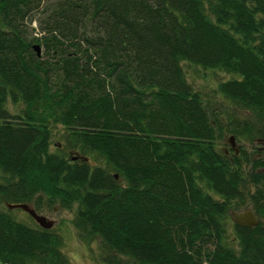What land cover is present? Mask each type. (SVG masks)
<instances>
[{"label": "trees", "instance_id": "obj_1", "mask_svg": "<svg viewBox=\"0 0 264 264\" xmlns=\"http://www.w3.org/2000/svg\"><path fill=\"white\" fill-rule=\"evenodd\" d=\"M18 202L105 264H264V0H0V264H77Z\"/></svg>", "mask_w": 264, "mask_h": 264}, {"label": "rangeland", "instance_id": "obj_2", "mask_svg": "<svg viewBox=\"0 0 264 264\" xmlns=\"http://www.w3.org/2000/svg\"><path fill=\"white\" fill-rule=\"evenodd\" d=\"M184 65L189 80L196 87H207L214 80L226 77V75L221 72L201 68L190 63H185ZM54 141H56V139H54ZM246 146L250 147V145ZM12 212L16 215V217H21L22 212L20 208H13ZM54 217L57 219L60 217V221L56 222L55 231L62 235V248L71 260L77 264H105L101 259L102 250L99 242L94 239L90 241L83 240L77 234L71 224V215L69 210L60 209L55 213Z\"/></svg>", "mask_w": 264, "mask_h": 264}, {"label": "water", "instance_id": "obj_3", "mask_svg": "<svg viewBox=\"0 0 264 264\" xmlns=\"http://www.w3.org/2000/svg\"><path fill=\"white\" fill-rule=\"evenodd\" d=\"M34 48L36 49L37 53L40 54L39 45L34 44ZM228 140L230 143H233L235 141V138L233 135H230ZM115 176L118 177L116 173ZM7 206L9 208L20 207L26 210L30 215H32L35 218L37 222H39L44 227H51L53 225L52 219H47L45 215L37 213L35 209L26 202L7 203ZM230 215L232 220H234L238 224L254 226L255 224L258 223V218L256 217L255 213L250 207L240 210H232L230 211Z\"/></svg>", "mask_w": 264, "mask_h": 264}, {"label": "flooded vegetation", "instance_id": "obj_4", "mask_svg": "<svg viewBox=\"0 0 264 264\" xmlns=\"http://www.w3.org/2000/svg\"><path fill=\"white\" fill-rule=\"evenodd\" d=\"M224 152L227 154V155H230L232 153L234 154H237L238 151H239V148H240V144L238 141H234L233 143H227L224 147ZM232 156V155H231ZM28 203V202H26ZM31 207H33L35 209V211L39 214H43L47 217V219H52L53 220V225L51 227H44L42 226L39 222H37L35 220V218L30 215L26 210L20 208V207H13L14 209L15 208H20L21 209V217L19 216L18 218L24 220V221H27L29 223H31L32 225L36 226V225H39L43 228H48L49 231H54L55 229V225H56V222L60 221L59 218L57 219L56 217H54L55 213L60 210L59 207L55 206V205H52V206H47L44 204H42L41 208L40 209H37L33 203L29 202L28 203ZM70 215H71V212H70Z\"/></svg>", "mask_w": 264, "mask_h": 264}]
</instances>
